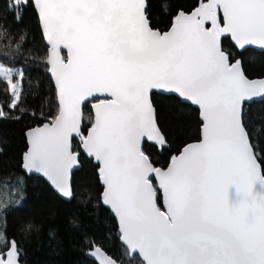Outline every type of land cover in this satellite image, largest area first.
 <instances>
[{
  "label": "water",
  "instance_id": "95a60500",
  "mask_svg": "<svg viewBox=\"0 0 264 264\" xmlns=\"http://www.w3.org/2000/svg\"><path fill=\"white\" fill-rule=\"evenodd\" d=\"M31 1L58 110L25 130L21 169L70 199L72 140L91 100L81 152L99 166L102 202L130 253L143 264H264V172L242 122L244 104L264 99V75H246L221 44L229 36L264 51V0H200L164 31L151 26L147 0ZM154 91L193 105L201 121L199 138L165 166L142 150L144 140L167 145ZM88 255L120 264L97 245ZM0 264L28 263L12 242Z\"/></svg>",
  "mask_w": 264,
  "mask_h": 264
},
{
  "label": "trees",
  "instance_id": "16d2710c",
  "mask_svg": "<svg viewBox=\"0 0 264 264\" xmlns=\"http://www.w3.org/2000/svg\"><path fill=\"white\" fill-rule=\"evenodd\" d=\"M199 1L147 0L145 12L151 26L164 31L178 10L189 11ZM221 44L246 75H264V51L238 48L229 36ZM47 49L32 1L0 0V63L19 72L12 78L16 94L12 81L0 76V252L13 242L28 264H96L88 253L97 245L120 264H143L121 243L116 218L102 202L99 166L81 152L78 137L72 146L80 152V167L72 174L70 199L60 197L41 175L21 169L25 130L53 119L58 110ZM151 97L167 145L144 140L142 150L155 165L165 166L185 143L199 138L201 121L196 107L173 94L154 91ZM83 107L85 133L92 117L86 113L89 105ZM242 122L264 172V99L244 104ZM156 195L161 206L157 188Z\"/></svg>",
  "mask_w": 264,
  "mask_h": 264
},
{
  "label": "rangeland",
  "instance_id": "374dc122",
  "mask_svg": "<svg viewBox=\"0 0 264 264\" xmlns=\"http://www.w3.org/2000/svg\"><path fill=\"white\" fill-rule=\"evenodd\" d=\"M15 1L19 2V1H21V0H15ZM14 75H19V72H18L16 69H13V68H11V67H8V66L3 65V64L0 63V76L3 77L5 80H7L8 83H9V81H12V78L14 77ZM16 78H18V77L16 76ZM11 87H12V89H14V93L16 94V90H17V88H16V87H17L16 82H15V84H14V82L12 81V82H11ZM90 102H91V100L86 102V104H88L89 107H90ZM83 106H84V105H83ZM83 108H84V107H83ZM83 113H84V109H83ZM86 113H87V114H88V113H91V109H90V112H89V110H87ZM82 116H83V115H82ZM91 117H92V113H91ZM83 136H84V133H83V132H82L81 134H79V135H78L79 140H81V138H82ZM14 189H15V188H12L11 190L14 192ZM2 253H4V251H3ZM142 262H143V261H142Z\"/></svg>",
  "mask_w": 264,
  "mask_h": 264
},
{
  "label": "built area",
  "instance_id": "2783aa9c",
  "mask_svg": "<svg viewBox=\"0 0 264 264\" xmlns=\"http://www.w3.org/2000/svg\"><path fill=\"white\" fill-rule=\"evenodd\" d=\"M50 120H52V119H50Z\"/></svg>",
  "mask_w": 264,
  "mask_h": 264
},
{
  "label": "flooded vegetation",
  "instance_id": "af4514ba",
  "mask_svg": "<svg viewBox=\"0 0 264 264\" xmlns=\"http://www.w3.org/2000/svg\"><path fill=\"white\" fill-rule=\"evenodd\" d=\"M10 245V244H9Z\"/></svg>",
  "mask_w": 264,
  "mask_h": 264
}]
</instances>
